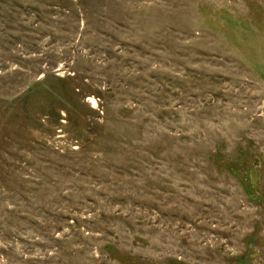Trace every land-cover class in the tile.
<instances>
[{
	"label": "rangeland",
	"instance_id": "rangeland-1",
	"mask_svg": "<svg viewBox=\"0 0 264 264\" xmlns=\"http://www.w3.org/2000/svg\"><path fill=\"white\" fill-rule=\"evenodd\" d=\"M0 264H264V0H0Z\"/></svg>",
	"mask_w": 264,
	"mask_h": 264
}]
</instances>
